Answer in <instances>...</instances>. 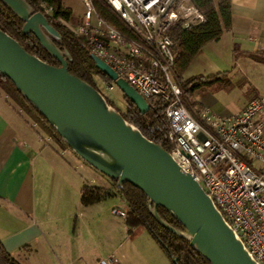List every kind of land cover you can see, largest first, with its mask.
Wrapping results in <instances>:
<instances>
[{"label": "built area", "instance_id": "built-area-1", "mask_svg": "<svg viewBox=\"0 0 264 264\" xmlns=\"http://www.w3.org/2000/svg\"><path fill=\"white\" fill-rule=\"evenodd\" d=\"M79 1L83 19L71 32L143 100L161 103L169 125L168 154L211 200L247 255L264 264V97L250 99L234 114L191 105L174 73L166 34L173 22L186 28L201 21L187 0H103L127 34L98 18L91 0ZM38 6L51 12L50 6ZM112 212L125 217V209Z\"/></svg>", "mask_w": 264, "mask_h": 264}, {"label": "water", "instance_id": "water-1", "mask_svg": "<svg viewBox=\"0 0 264 264\" xmlns=\"http://www.w3.org/2000/svg\"><path fill=\"white\" fill-rule=\"evenodd\" d=\"M58 64L51 66L26 53L0 31V77L34 109L79 160L116 187L129 184L147 199L162 228L185 241L208 264H255L199 185L159 144L146 140L107 105L103 96L67 71L68 55L52 42L57 32L25 0H0ZM93 67L143 113L144 100L106 64L89 54ZM163 209L183 228L177 231L157 215ZM175 262V259L172 260Z\"/></svg>", "mask_w": 264, "mask_h": 264}, {"label": "crops", "instance_id": "crops-1", "mask_svg": "<svg viewBox=\"0 0 264 264\" xmlns=\"http://www.w3.org/2000/svg\"><path fill=\"white\" fill-rule=\"evenodd\" d=\"M229 1V29L205 44L191 62L208 63L204 75L197 76L223 73L225 63L234 61V53L241 55L242 68L261 64L249 63L245 57L264 55V0ZM250 99L232 112H214L237 113ZM21 100H13L12 106L0 96V245L4 251L22 257L24 264H105L108 258L116 264H171L142 228L116 225L125 233L121 240L115 243L110 235L102 247L95 242L88 221L101 202L84 207L79 191L74 203L72 199L64 208L62 192L52 191L51 186L57 180L73 181L76 173L56 151L61 147L58 143L49 144L38 134L33 137V126L21 116L29 112ZM192 100L196 106L204 105L198 96ZM41 129L54 141L47 126ZM108 246L112 248L106 250Z\"/></svg>", "mask_w": 264, "mask_h": 264}, {"label": "trees", "instance_id": "trees-1", "mask_svg": "<svg viewBox=\"0 0 264 264\" xmlns=\"http://www.w3.org/2000/svg\"><path fill=\"white\" fill-rule=\"evenodd\" d=\"M62 0H25L33 12H40L59 35V39L52 42L60 50L65 52L69 60L67 71L85 82L87 85L98 91L105 99L107 105L114 108L122 119L129 125L136 128L139 133L148 141L161 145L162 149L169 152L166 142V134L169 125L163 115V107L159 101H146L147 110L140 113L121 93V101L124 105L123 111L115 108L113 103L100 91V84L111 83L104 75L99 73L89 59V51L83 38L75 36L65 26L73 23L69 9L62 6ZM43 3L51 7L50 13L38 6ZM94 12L98 18L116 30L127 34L124 23L105 4L103 0H91ZM201 15V21H193L186 28L181 26L180 21L173 22L167 28L166 34L172 41V52L174 55L173 69L179 79L181 87L187 98L192 92L201 86H207L213 82L212 77L193 76L182 79V74L194 60L199 50L207 43L218 40L221 33L227 31L230 26V1L229 0H187ZM22 22L19 21L9 10L0 3V31L11 39L28 54L51 66L58 64L38 44L33 35H23L20 32ZM11 88L15 91L10 82L0 77V88ZM16 92V91H15ZM19 96V95H18ZM20 97V96H19ZM21 98V97H20ZM24 109L31 111L46 126L42 117L32 109L23 99ZM193 104V103H192ZM48 127V126H47ZM49 128V127H48ZM53 140L65 146L53 132ZM113 191L103 187H94L83 184L80 189L79 202L82 206L94 205L103 202L108 198L118 197L124 203L125 217L123 224L128 229L142 228L149 237L156 243L159 249L166 255L171 264H208L188 245L184 239L171 234L159 226L150 215L144 195L125 183L116 187L114 181H109ZM159 218L177 231L183 232V228L177 221L163 209L157 208ZM175 259V262L172 260ZM0 264H20L14 257L4 251L0 245Z\"/></svg>", "mask_w": 264, "mask_h": 264}, {"label": "rangeland", "instance_id": "rangeland-1", "mask_svg": "<svg viewBox=\"0 0 264 264\" xmlns=\"http://www.w3.org/2000/svg\"><path fill=\"white\" fill-rule=\"evenodd\" d=\"M61 2L62 6L70 11L73 23L66 24L65 26L69 29V31H71V25H76L83 19L85 9L79 0H62ZM245 59L249 63L258 62L261 64L252 66L249 70L242 68L241 55L239 53H234V61L232 60V62L229 61L225 63L228 66L226 71L221 74L214 75V77H212L214 80L211 84L201 86L200 88L194 90L191 97L187 98L188 101L193 103L194 100L192 99H194L195 96H198L200 98V102L204 103V105H201L203 107H206L205 105L207 104L212 111L232 112L250 98L264 97V55L256 54L250 58L245 57ZM207 66L208 63H201L199 61L193 62L182 74V79L197 76L198 74L204 75L202 72L208 70ZM99 88L101 93H103V95L113 103L115 108L123 111L124 105L121 101V94L115 87H113L111 91H108L103 84H100ZM0 96L5 98V101L12 106H14L12 103L13 100L20 99L18 94L9 87L5 89L0 88ZM191 105L195 106L194 103ZM21 116H23V118L33 126L31 131L33 137L38 134L49 144H52V142L57 143L56 141L50 140L43 134L41 127L46 126L35 114L29 111L28 113H23ZM28 116H32L33 119L36 117V120L29 121ZM60 146L61 147L56 149V151L61 153L62 157L70 162L74 173H76L73 181L71 179L68 183L67 181L57 180L51 186L52 191L55 190L57 192H62V195L64 196V208L68 209L72 203V199L74 203L77 198V193H79L83 184L94 187H103L110 191L114 190L111 183L108 182L106 178L97 173L94 169L89 168V166L72 154L66 146ZM114 209H124L123 203H121V200L118 197L108 198L94 206L91 217L88 221V224L92 225L91 232L93 233L94 240L101 247L104 246L106 237L110 235L115 236L114 241L116 243L125 235V233L123 235L121 230H119L116 226L124 224L122 219L113 214L112 211ZM71 218L73 219L74 215H72ZM111 248L112 246H108L106 250H110ZM13 257L20 264H24L25 260H23L22 257Z\"/></svg>", "mask_w": 264, "mask_h": 264}]
</instances>
